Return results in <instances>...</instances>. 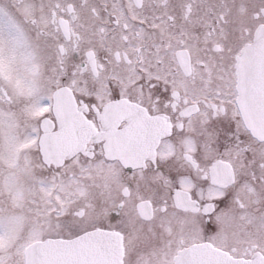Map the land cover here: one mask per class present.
<instances>
[{"label": "snow or ice", "instance_id": "obj_1", "mask_svg": "<svg viewBox=\"0 0 264 264\" xmlns=\"http://www.w3.org/2000/svg\"><path fill=\"white\" fill-rule=\"evenodd\" d=\"M0 264H264V0H0Z\"/></svg>", "mask_w": 264, "mask_h": 264}]
</instances>
